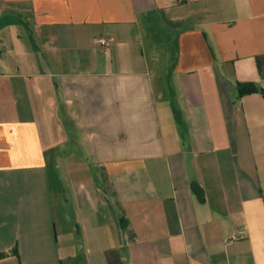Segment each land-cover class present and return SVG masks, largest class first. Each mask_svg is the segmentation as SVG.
<instances>
[{
	"label": "crops",
	"instance_id": "0c3cea01",
	"mask_svg": "<svg viewBox=\"0 0 264 264\" xmlns=\"http://www.w3.org/2000/svg\"><path fill=\"white\" fill-rule=\"evenodd\" d=\"M260 55L264 0H0V264H264Z\"/></svg>",
	"mask_w": 264,
	"mask_h": 264
},
{
	"label": "trees",
	"instance_id": "16d2710c",
	"mask_svg": "<svg viewBox=\"0 0 264 264\" xmlns=\"http://www.w3.org/2000/svg\"><path fill=\"white\" fill-rule=\"evenodd\" d=\"M255 60H256V66H257L258 72L260 76L264 78V55H260L256 57ZM243 87H246L247 89L242 90ZM239 88H240V94H251V93L258 91L252 84L239 85ZM260 93L264 97V91L260 90Z\"/></svg>",
	"mask_w": 264,
	"mask_h": 264
},
{
	"label": "built area",
	"instance_id": "2783aa9c",
	"mask_svg": "<svg viewBox=\"0 0 264 264\" xmlns=\"http://www.w3.org/2000/svg\"><path fill=\"white\" fill-rule=\"evenodd\" d=\"M94 44L100 46L102 49H104V51H106L109 45V41L106 38L101 37V38L95 39Z\"/></svg>",
	"mask_w": 264,
	"mask_h": 264
},
{
	"label": "rangeland",
	"instance_id": "374dc122",
	"mask_svg": "<svg viewBox=\"0 0 264 264\" xmlns=\"http://www.w3.org/2000/svg\"><path fill=\"white\" fill-rule=\"evenodd\" d=\"M66 168L72 169L73 167H62V173L66 170ZM63 176H65V173H63Z\"/></svg>",
	"mask_w": 264,
	"mask_h": 264
}]
</instances>
